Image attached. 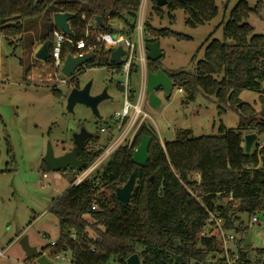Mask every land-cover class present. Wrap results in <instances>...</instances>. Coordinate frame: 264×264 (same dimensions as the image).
Instances as JSON below:
<instances>
[{"label":"trees","instance_id":"obj_1","mask_svg":"<svg viewBox=\"0 0 264 264\" xmlns=\"http://www.w3.org/2000/svg\"><path fill=\"white\" fill-rule=\"evenodd\" d=\"M140 1L0 0V34L9 41L31 32L30 25L23 26L27 20H38L46 11L52 16L67 13L71 16L72 36L69 38L73 45L63 44L61 58L65 59L68 55L83 53L75 48V43L83 38L86 21L100 17L102 27H98V31L110 34L112 30L107 19L135 21ZM215 1L178 3L168 0L165 8L169 12L183 11L187 16L186 26L194 29L217 15ZM153 9L161 15L162 9L155 3ZM250 12L264 13V0H257L253 9L245 1L235 5L222 26V42L211 39L212 34L207 37L203 58L197 62L192 74L183 71L166 73L172 87L186 92L188 101H194L200 90L206 97L215 98L219 105L235 108L238 113L235 129L225 130L221 126L217 135L198 138H192L190 130H179L172 141L164 142L162 146L153 130L141 124L131 146H119L90 179L70 186L52 202L49 212L56 217L59 228L54 253L69 250L71 264H126V259L133 254L138 255L141 264H223L219 231L213 223L209 224L212 214L222 221L221 228L225 233L235 230L242 234L236 247L239 258L235 264H251L247 252L252 249L244 247L247 231L238 216L264 212V149L246 154L242 133L256 131L257 136L263 134L264 112L260 113L262 121H256L253 109L241 103L238 97L242 91L264 93V36L256 35L247 24ZM43 17L47 18L48 31L42 36L36 35L31 45L36 41L41 45L47 41L52 43V19L48 13ZM134 28V22L126 24V31L122 33L130 34ZM146 29L150 33L145 39L148 42L169 37L188 39L168 29L152 28L149 24ZM93 43V38L89 37L87 44ZM111 52V49H101L94 53L86 67H112L109 62ZM160 59L148 61L147 70L154 73L161 69ZM137 71L138 67L133 64L130 75ZM118 89L123 90L119 86ZM261 101L264 102L263 96ZM103 126L110 133V126L107 123ZM99 133L100 128L90 141L96 143ZM142 136L150 137L151 142L149 160L144 168H139L131 162V156ZM101 155V149L77 151V158L86 164L84 170ZM135 169V187L129 202L124 204L114 193ZM197 175L199 186L193 181ZM101 187L111 191L108 198L99 193ZM188 190L199 193L200 202ZM92 204L97 206L96 211L91 210ZM88 230L93 236H89ZM257 256L256 264H264V250H258Z\"/></svg>","mask_w":264,"mask_h":264},{"label":"rangeland","instance_id":"obj_2","mask_svg":"<svg viewBox=\"0 0 264 264\" xmlns=\"http://www.w3.org/2000/svg\"><path fill=\"white\" fill-rule=\"evenodd\" d=\"M239 1H245L251 9L257 2L216 0L217 15L194 29L186 26L187 16L181 10L169 12L165 7H160L162 12L159 16L153 9L154 3L151 0H145L143 4L140 19L142 34L136 29L137 18L135 21L128 19V22H125V19H107L112 36L126 31V24L134 22L132 41L136 44L135 65L138 71L130 75L128 90L142 92L144 101L141 109L147 118L143 119L141 124L153 130L162 146L164 142L172 141L179 130H190L192 138H198L217 135L221 126L225 130L235 129L238 113L235 108H228V104L219 105L215 98L206 97L200 90L196 92L194 101L190 102L186 92L183 89L179 92L176 87H172L168 96L161 90L156 91L160 105L156 109L151 108L145 94L148 61L145 59L143 43L149 33L146 24L188 37L187 40L160 38V65L161 70L168 74L178 71L192 74L197 62L203 58L206 47L203 44L207 37L212 34L211 39L222 42V26ZM47 13L52 19V15L46 11L38 20L23 22L24 28L30 25L29 33H23L9 41L0 34V252L3 253L0 264H37L35 258H26L20 248L18 242L23 236L28 238L30 246L37 249L38 256L43 255L49 263L71 264L72 255L69 250L57 252L63 260H56L53 256L55 253L50 243L58 240L59 228L58 221L49 212V208L77 178L90 179L119 146H131L142 118L141 116L128 134L127 122L120 128L119 123L114 122L113 116L120 111L123 103V93L118 86L125 84V77L112 73L109 67L96 65L89 68L85 65L68 80L61 75V69L55 70L52 67L51 62L36 60L35 53L41 44L31 45L30 42L35 41L36 35L42 36L48 31L47 18L43 17ZM170 16L173 18L170 19ZM86 24L91 25L93 30L97 27L93 18L86 21ZM247 24L253 28L256 35L264 36V13L255 15L250 12ZM84 31L83 28V33ZM105 46V49L112 48L106 41ZM87 83L91 84L90 95H97L106 90L109 97L98 105L100 119L94 117L90 110L82 105H76L72 113L66 111L69 92ZM262 96L264 97V93L260 95L242 91L238 97L241 103L250 105L255 112L256 121L259 122L262 121L260 113L264 112ZM104 123L110 126V133L101 131V128H105ZM81 127L92 135L100 128L98 141H91L88 149H101L102 155L86 170L68 168L60 172H50L42 161L47 147H51L55 157L70 152L73 149V135ZM249 134L257 136L256 131L244 132L243 139ZM261 149H264V133L257 136L250 153H259ZM99 193H102L104 198L111 195V191L105 187H101ZM218 203L216 201V204ZM238 217L247 234L251 236L252 250L247 252V258L251 264H256L259 259L257 251L264 250V212L254 215L240 214ZM252 217L256 218L255 223L252 222ZM85 218L92 222L88 217ZM219 223L222 226V221ZM235 228H238L237 223ZM231 233L237 240L242 238V234L236 233L235 230ZM88 234L93 236L90 230ZM236 247L234 243L229 244L232 251H236Z\"/></svg>","mask_w":264,"mask_h":264},{"label":"water","instance_id":"obj_3","mask_svg":"<svg viewBox=\"0 0 264 264\" xmlns=\"http://www.w3.org/2000/svg\"><path fill=\"white\" fill-rule=\"evenodd\" d=\"M157 7H165L168 4V0H152ZM178 3L189 2L191 0H172ZM71 16L67 13H55L52 16V25L55 29L59 30L62 34L66 36H72V31L69 26V20ZM96 25L102 27V19L100 17L95 18ZM115 38V35L112 36ZM50 47L51 43L49 41L45 42L40 46V48L35 53L36 60L40 62H47L50 57ZM143 48L146 51L145 59L150 62H154L161 58V51L159 49V42H144ZM125 55L124 50L119 46L110 53L109 62L120 66L121 57ZM93 60V55H68L63 61L60 73L61 75L71 80L75 72L84 67L85 64ZM173 83L168 75L161 69L156 72H146V84H145V94L147 96L148 105L156 109L160 105V100L156 97L155 92L161 90L166 96L170 95ZM91 84L87 83L82 88L72 89L66 98V111L72 113L76 105H82L90 110L92 115L97 119H100L98 105L109 97L106 90H103L100 94L90 95ZM93 135L87 132L85 129H81L79 133L73 135L72 141L74 148L61 156L55 157L50 146L47 147L45 155L43 157V163L50 172H60L65 169H77L84 170L86 164L77 159V151L82 148L84 141L92 139ZM257 136L255 134L246 135L243 139L244 141V151L246 154L250 153V149L255 142ZM151 142V138L148 136H142L138 146L134 149L131 162L139 168H144L147 161L149 160L148 148ZM137 177V170L135 169L128 180L122 187H118L115 190V198L127 204L130 200L131 194L134 190ZM152 181V178L150 179ZM19 245L26 258L36 260L37 264H51L42 255L38 256V251L35 247L30 246L28 243V238L23 236L19 239ZM251 236L247 234L244 239V247H251ZM126 264H141L140 259L137 254H133L126 259Z\"/></svg>","mask_w":264,"mask_h":264},{"label":"built area","instance_id":"obj_4","mask_svg":"<svg viewBox=\"0 0 264 264\" xmlns=\"http://www.w3.org/2000/svg\"><path fill=\"white\" fill-rule=\"evenodd\" d=\"M145 0H142V4L140 5L139 9V16L137 13V26L136 29L138 33L142 34V23L140 22V19L142 17V8ZM84 19V18H83ZM84 35L81 40L75 43V48L78 50H83L82 54L79 55H93L94 53H98L101 49H105V41L110 43L112 46L111 49L112 51L115 50L117 47H121L125 55L121 57V65L116 66L113 64L111 69L112 73L115 74H120L121 76L125 77V84L121 86L122 93H123V103L122 107L119 112H116L115 115L113 116L114 122L119 123L118 127L120 128L123 123L125 124L127 122L126 126V134L131 132L133 130V127L137 123V121L142 118L139 121L138 127L141 125V122L143 119L147 118V115L143 113L141 109V105L144 101V96L142 95V92L139 91L135 93L133 99L130 100V95L131 92L128 90V79L130 76V71L131 67L133 64H135V53H136V44L132 41V33H120L115 35V38L112 37V35L107 34V33H101L98 31V26L96 27V31L92 29V26L89 24L84 25ZM70 36H66L62 34L59 30L53 29L52 31V43L50 47V57L49 60H51L52 67L55 70L61 69L63 65L64 59L61 58V51H62V46L63 44L67 43L69 45H73V41L69 38ZM89 37H93L94 43L93 44H87V40ZM64 82V81H63ZM181 92V90H178ZM143 96V97H142ZM137 127V128H138ZM136 128V129H137ZM102 132L108 131L106 128H101ZM84 178H77L72 185H77L84 181ZM196 182V185L199 186V176H195L194 180ZM71 185V186H72ZM188 193L196 199V201L200 202L197 194L193 191L188 190ZM231 200V199H230ZM97 206L95 204H92L91 210L96 211ZM252 222H256V218L252 217L251 218ZM213 223L214 227L219 231V237H220V247L222 249V255L220 256L221 260L223 261V264H235L238 261V253L236 251H232L229 249V244L234 243L237 245L238 240L236 237L231 233L227 234L225 233L219 221L210 214V219H209V224ZM72 239H75L74 236L72 235ZM56 242H51L50 247L55 250ZM65 252V251H64ZM3 256V253L0 252V257ZM54 258L56 260H63V258L58 256V253L53 254ZM218 256V255H217ZM72 262V261H71Z\"/></svg>","mask_w":264,"mask_h":264},{"label":"flooded vegetation","instance_id":"obj_5","mask_svg":"<svg viewBox=\"0 0 264 264\" xmlns=\"http://www.w3.org/2000/svg\"><path fill=\"white\" fill-rule=\"evenodd\" d=\"M83 87V86H82ZM81 87V88H82ZM81 129H85L84 127H81V128H79V131L77 132V133H79L80 132V130ZM86 130V129H85ZM87 131V130H86ZM88 132V131H87ZM91 139H89V140H86V141H84V143H83V146H82V148H80V149H82V150H84V151H89V149H88V144L91 142L90 141ZM72 143H73V141H72ZM73 148H74V145H73ZM78 159V158H77ZM79 160V159H78ZM81 161V160H80ZM82 162V161H81ZM70 169V168H69ZM66 170V169H65ZM71 170H77V169H71Z\"/></svg>","mask_w":264,"mask_h":264},{"label":"crops","instance_id":"obj_6","mask_svg":"<svg viewBox=\"0 0 264 264\" xmlns=\"http://www.w3.org/2000/svg\"><path fill=\"white\" fill-rule=\"evenodd\" d=\"M38 43H39V42L36 41L34 44H38ZM38 45H39V44H38ZM71 185H72V183L70 184V186H71ZM18 237H19V236H18ZM1 253H2V252H1Z\"/></svg>","mask_w":264,"mask_h":264}]
</instances>
